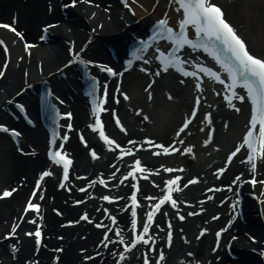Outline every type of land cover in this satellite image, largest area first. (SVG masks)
Wrapping results in <instances>:
<instances>
[{"label": "bare ground", "instance_id": "obj_1", "mask_svg": "<svg viewBox=\"0 0 264 264\" xmlns=\"http://www.w3.org/2000/svg\"><path fill=\"white\" fill-rule=\"evenodd\" d=\"M52 7H53V13L51 15L50 18H55L56 15H59V10L57 7V0H52ZM96 2H100V4L105 3V2H112V0H94ZM152 0H141V2L145 5L150 4ZM238 1V9H240L239 14L241 15L240 18L242 20H244L245 22V29L249 32L250 35V39H252V44L255 45L257 44L256 41H259V38H263L264 36H261V33L263 32L264 35V30L260 28V23H259V19H262L261 15L262 12L264 11L263 9V5L262 2H258V0H236ZM27 5H22L20 2H18V0H0V13L1 14H5L8 13L7 11H13L16 10V12H18V17H19V22H21V24L23 26H25V31L28 33H33L35 30V26L37 25V23L41 20H43L44 18H47L48 15L46 14V11H44V6H43V0H28L27 1ZM159 2H161V0H159ZM237 7V6H236ZM82 9H84V12L82 13V16H88L92 14V12H94V16L92 19V21L90 22V25H94L95 21L97 20H102L105 19L102 12L100 11L99 8H96L95 6L91 5H85L84 3H81L79 6H75L72 10H70L71 12L77 13L79 12L80 14L77 15L78 19L77 21H74L73 23L78 24L80 27H83L85 25V22L83 19H81V11ZM113 13L116 11V8H114ZM117 14V11H116ZM48 17V18H49ZM144 17V16H141ZM117 19V18H116ZM115 18H112L111 24L114 26L119 25V21H117ZM109 23L106 22L104 20V24L103 25H108ZM72 34L71 36L74 37V39H76V45H78V43H80L83 40V33H81L79 31V29H77L76 26H72ZM52 33L55 35L54 37V42L52 43H48L45 45H40V47L35 48V50L32 51V55L29 58L28 62H25L23 59L20 62L19 68H22V66H26L29 76L30 78L33 77V75L35 74V63H36V59L37 61L40 60L42 62V67L44 69V74L46 72H51L56 70V68L63 64V62L61 63L60 61H63L65 59V56L67 55V49H66V45L63 43L62 39L63 38H67L69 37V34L65 31V29L63 28L62 25L55 27L54 29H51ZM3 32H0V35H3ZM257 34V38L256 37H251V35H255ZM113 34H111L112 36ZM119 36V38H121V34L117 35ZM113 37V36H112ZM34 38V36H33ZM114 38V37H113ZM117 38V39H119ZM114 45H117L116 41L111 42ZM99 47V43H90L87 44V51L89 52V56L94 58L98 55H101V50H103L104 48H100V50L98 49ZM21 47L17 44L15 45L14 48H11L9 50L10 55L12 57H15L16 55H14L16 52H21L20 51ZM116 49L119 51L120 47L117 46ZM260 50H262L260 47L258 48ZM262 53V52H261ZM264 53V52H263ZM0 57L1 59L3 58V53L1 52L0 49ZM60 62V63H59ZM59 63V64H57ZM6 79H4L1 83H0V87H2L5 91V95L8 93L9 90H11L18 81L21 82V72L17 70H14L12 67H8L7 68V74L5 75ZM141 77L139 74L134 73L131 75L130 80H135L137 86L139 87V85L141 84ZM130 80H126L124 81L123 85L129 86L128 82ZM73 107L74 110V115L76 116L77 120H80L82 117V106L77 105V106H71ZM226 114L228 115L226 116L228 118V121L226 124V128H228L226 130V128H224V130L220 133L222 135V137H219L220 140L219 142H223V143H229L231 144L234 141V137L236 135V133L239 131V127L243 125V118L242 115L240 113H230V111H225ZM162 115V113H161ZM174 115V114H173ZM131 117H133V115H130ZM143 117V116H142ZM141 117V118H142ZM159 122V121H158ZM160 125L156 127V129H153V136H157L158 138H163L166 137V135L168 134V126L167 123L165 125L162 126V122H159ZM32 132V133H31ZM29 134L26 133L25 134V138L27 141L32 142L35 145H38L39 141L42 138V134L43 131L41 128L36 127L35 130H32ZM33 135V136H31ZM215 150L213 151L212 157H216L220 154L221 151H219V149L221 148L219 146L218 141L215 142ZM9 145V139L6 138V136L1 135L0 136V186L2 187L4 184L7 183H12L13 180L16 179V177L18 176V174L20 176L22 175H27L28 173L32 172V168L34 166H37V164H39L42 161L41 157L36 156L35 158H27V157H19V156H15L14 152L12 149L8 148L7 146ZM222 152H224V150H222ZM78 156L80 157L81 155L78 154ZM262 162V161H261ZM193 166V165H191ZM239 166V165H238ZM258 166V165H257ZM242 168V166H239ZM189 171L192 172H197L198 174V178H200V181L198 182V188L196 187V191H198L199 189H201L200 187L204 184V183H208V181H212L214 178L213 176L210 174V172L208 171V168L206 166V164L202 161L199 160L197 157V161H196V167H188ZM241 168H237L236 167V171L241 170ZM246 168L247 170H250V166L249 163L246 164ZM260 167H258L259 169ZM191 169V170H190ZM233 170V167H229L228 169V174ZM243 172V170H242ZM245 172V171H244ZM243 172V173H244ZM233 173V172H232ZM261 174H263V172H261ZM246 178V177H245ZM263 178V177H262ZM260 179L257 176V184L255 186L254 189V194L255 198L254 199H250V197H245L244 201V205H245V215H249V213L251 214V210L255 207L254 204H256L257 199H260L262 197H264V190L262 188V186L259 184V180ZM242 185V184H241ZM249 188V186H247ZM247 187L244 185L243 186V190H247ZM24 190V189H23ZM23 190L20 189V191L18 190L17 192L14 193L15 198H13L12 200H4L2 202H0V227L4 228L3 225V221H5L6 219H10L11 215H13V213L16 211L14 205L22 199V194H23ZM262 190V191H261ZM263 192V193H262ZM260 202V201H258ZM262 205V214H263V218H264V203H261ZM210 208H215L211 205H209ZM218 210V209H217ZM20 212V211H19ZM18 212V213H19ZM250 216V215H249ZM237 224V223H236ZM7 226V224H5ZM244 228L248 231H250L252 234H255L258 236V238H262L263 237V226L262 224H260L259 219H252L249 221V223H247ZM78 229V228H77ZM70 230L65 229L64 233H69ZM69 237V235H68ZM95 237L94 232L90 233L87 238L84 241L81 240H75L74 242H71L68 244L67 249L65 250L63 256H62V260H63V264H66L65 262L70 258V261H74L80 258L79 254L76 253V249L79 248L80 246H83L85 243H89V241L91 242L93 240V238ZM208 240V237H204L198 247L201 248V246ZM246 238L245 237H240L239 239V243L235 242L234 245L237 248L238 246H240V243H243V241H245ZM23 248L19 251V253H17V260L16 261H9L8 264H21L22 260L26 258V254L29 253V249L31 246V241L29 239H23ZM6 243L7 241H3L0 243V257H2L3 262L1 264H5L8 260L7 256V247H6ZM253 248H260L263 246L260 245H255L252 244L250 245ZM28 249V250H27ZM67 251V253H66ZM184 252V251H182ZM181 252V253H182ZM186 253V251H185ZM184 254V253H183ZM187 255V253H186ZM250 260L251 258V262L252 264H264V258H258L255 255H250L248 256ZM186 258L184 255L182 256L181 260ZM72 259V260H71ZM103 264H107L106 261V257L103 260ZM222 261V260H221ZM245 261V260H244ZM181 262V261H179ZM23 263V262H22ZM246 264H251L248 263L247 260L245 262ZM244 263V264H245ZM85 264H89V263H85ZM212 264H222V262L220 263H212ZM242 264V262H241Z\"/></svg>", "mask_w": 264, "mask_h": 264}, {"label": "snow or ice", "instance_id": "obj_2", "mask_svg": "<svg viewBox=\"0 0 264 264\" xmlns=\"http://www.w3.org/2000/svg\"><path fill=\"white\" fill-rule=\"evenodd\" d=\"M71 2L75 4L76 0H71ZM175 2L178 5L177 11H180L181 9L183 10L182 18L178 21L179 31L169 25L166 18L167 14H165V18L156 22L157 31L153 33V36L150 39H155L163 35L167 40L173 43L175 48H182L184 45H191L193 48H203L204 51L208 52L214 58L216 63H218L227 73V77L230 82L229 90L231 91L232 96H236L240 100H243L245 97L238 96L235 89L238 84L242 85L243 88L246 89L247 97L251 100V117L249 122L250 126L243 137L242 144L247 145V148L249 149L248 159L251 160L252 154L257 150V125H259V150L264 153V58H259L248 50L245 41L237 34L235 28L224 18L222 9L215 2H213V0H175ZM188 26H191L195 30V38L189 37ZM3 27L10 28L12 26L9 24H3ZM12 30L17 31L15 28H12ZM3 43L4 42L0 40V44ZM145 47H147V45H145ZM5 51H7V48H5ZM156 51L159 53L158 59L161 61L162 66L165 67V70H167V66L171 65L173 67H177L178 70L185 76L189 74L192 76L199 75L197 72L189 73V71L183 67L184 62L181 58L174 55L173 52L166 53L159 48H157ZM71 62L72 61L70 60L69 63ZM89 63L93 62L89 61ZM101 67L104 68L103 65H101ZM196 67L201 69L202 72L213 76L216 80H221L220 73L213 71L212 68L201 64H197ZM104 70L112 75L117 74L111 67H106ZM143 70L148 71L146 68ZM0 75H3V72H0ZM196 87H201L199 81L197 82ZM57 99H59V97H57ZM198 102L199 101L197 99V103ZM230 106L235 107V105ZM20 107L22 108L23 105H20ZM66 115L70 116L71 113H67ZM191 115H195V109H193ZM117 123H119V120H117ZM68 126L71 127L70 124ZM187 126L188 121L185 120L180 131H183V128ZM93 128H99L100 136L109 144V146L116 145L119 147L114 139H110L104 133L101 122L98 119L93 125ZM0 130L11 131L13 136L17 135L16 129H9L3 123H0ZM177 135H179V132ZM205 143H208V140H205ZM161 148H163L165 152L170 150L168 147H164L163 145H161ZM239 151V147L235 148V150L230 153L228 159L231 160L232 156H235ZM123 154L124 153L122 152L121 155ZM92 155L94 157L96 156L95 151L92 152ZM58 156H61V154L56 152L53 158L55 159ZM62 159L64 162V175L65 178H67L70 161L67 157H62ZM57 162L59 163L60 160H57ZM135 164L138 169L141 168L139 160H136ZM253 167H255V165H253ZM223 170L224 169L222 168L217 169L218 172H223ZM46 174L47 173H42V175ZM129 174L131 175V173ZM175 179L178 180L179 177H176ZM101 183H103V180H101ZM172 183L173 181H169V184ZM9 194V190H4V196H8ZM103 199L110 200L112 198L105 196ZM163 199H171V196H165ZM132 200L134 203L137 202L135 193L132 195ZM161 202H163V200ZM173 206H175V201H173ZM28 207L38 208L39 205L29 203ZM132 214L133 217L136 216L134 208ZM84 218L87 219V214H85ZM152 218L153 216L150 213L148 215V220H152ZM132 225L133 227L136 225L135 218L132 220ZM143 231L144 233L149 231V226L147 224L143 226ZM217 235H219V233H217ZM36 239L37 243H39V229L36 231ZM253 239H255V237H253ZM141 240H144V242L147 243L142 234L137 235L132 243L135 244L136 241ZM125 247H130V245H125ZM160 255L162 258L163 253L161 252ZM145 264H148L147 257H145Z\"/></svg>", "mask_w": 264, "mask_h": 264}]
</instances>
